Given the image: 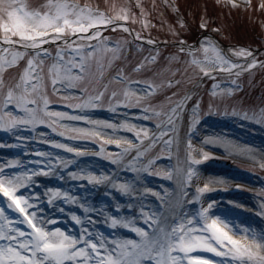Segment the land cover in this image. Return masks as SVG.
<instances>
[{"label":"snow or ice","instance_id":"1","mask_svg":"<svg viewBox=\"0 0 264 264\" xmlns=\"http://www.w3.org/2000/svg\"><path fill=\"white\" fill-rule=\"evenodd\" d=\"M216 4L230 11H239L242 7L245 11L248 8L255 11L252 0H243V4L239 0H216ZM135 6L140 9L136 15L133 14L134 6L130 3L111 4V11H108L99 6L81 5L75 0H46L39 8H32L26 0H0V130L16 135L21 129L35 131L38 124H48L53 131H59L60 127H63L64 131L60 134L69 135V125L61 124L62 118L90 120L87 114L57 111L49 107L52 101L44 92L43 81L45 66L51 61L52 91L57 95L67 93L64 98L70 102V107L81 110L95 109L103 107L108 101L109 107L115 111L116 107L122 104L144 105L141 115L156 118L155 130L128 123L94 122L117 130L121 127H131L139 142L124 141L122 152L119 155L110 154L109 158L113 163L123 164L139 173L147 171L143 161L150 147L163 143L165 148L170 149L176 146L178 141L183 143L182 128L187 120H191L190 127L193 130L200 121V103L194 101L190 117L188 101L193 100L192 91L178 100L174 99L177 93L173 92L167 97V106L153 105L149 103V98L163 85L147 80L133 81L123 71L118 72L106 84L97 83L98 76L93 71V64L98 50H110L115 55L124 45H150L155 54H149L144 58V62L138 63L133 69L136 72L147 70L148 62L155 65L163 58L157 51L162 43L168 47H177L179 54L195 53L201 49L205 53L210 50L215 53L211 58L206 55L204 61L193 57V77L215 78L219 71H225L238 78L240 74L254 70L257 66L264 67V60L257 58L260 49L241 47L236 42L222 46L221 37L230 41H235V37L226 22L219 16L213 18L207 3L202 6L203 14L196 20L194 27L181 16V5L168 0L167 7H171L180 17L181 28L195 30L197 33L194 37L183 38L182 34L177 32L176 40L171 43L161 42L150 34L145 35L143 29L150 30L153 27L149 19L151 12L145 7L143 0H136ZM215 7L216 5H212L213 9ZM259 8L264 13V0H260ZM193 16L195 18V12ZM133 21L140 23L141 31H135L131 27ZM214 23L217 26L213 28ZM108 29L129 33L133 40L113 42L111 37L104 35ZM190 39L193 41L191 44ZM69 55L71 59L68 58ZM234 57L240 58V61L237 62ZM177 58L175 55L171 57L173 60ZM13 66H22L23 70L9 82L5 72ZM113 80L119 84H114ZM200 82L197 80L194 88L198 87ZM66 83L69 84L71 92L69 88L64 87ZM166 83L168 87H178L182 79L173 77ZM124 84L127 85V90L120 87ZM232 84L230 92L239 89L238 79L233 80ZM217 87V84L213 85L214 89ZM10 105L20 111L13 112L9 108ZM261 119L264 120V110L261 111ZM71 131L82 136L104 139L95 129L72 128ZM42 138L56 148L66 149L77 156L84 154L80 147H73L50 137ZM23 139L27 141L32 137L29 135ZM106 143L120 145L122 139H108ZM187 146L192 149L191 140H188ZM101 148L103 149V145ZM133 149L135 155H131ZM38 155L40 159L33 161L31 166L19 158L0 159V264H264V231L242 225L243 234L237 238L240 229L213 214L215 202H207L205 206L203 194L210 190L209 185L204 184L203 187H197L195 192L190 191L197 176L196 166L200 163L194 156L186 157L191 163L186 165L185 180L179 193L183 202L177 201L181 210L177 218L171 219V223H168L169 218L158 207L153 209L150 204L144 202L148 199V193L155 192V195L161 198V203L166 205L168 201L165 195L152 188H146L144 193L137 194L139 216L105 213L107 205H101L98 209L93 204L84 202L80 204L84 208L83 216L75 212L70 213L71 220L79 226L78 229L71 230L67 225L63 228L57 226V222L63 217L59 213L53 215L46 207L43 196L47 195V203L53 207L57 206L60 196H63L64 203H77V197L72 195L70 190L52 188L42 193L37 187L41 175H58L61 180L65 179L59 171L58 163H63L65 168L68 165L55 153L40 152ZM207 158L208 154L205 153L204 159ZM69 175L74 178L78 175L84 178L86 175L93 185L112 184L116 187L118 184L129 195L135 194L136 182H121L115 171L111 175H97L81 169ZM80 199L86 201V198ZM115 207L118 212L124 211L125 208L134 210L136 203L130 202L124 206L116 201ZM186 207L192 210L186 212ZM65 211L63 207L59 209L61 213ZM89 212L98 215L90 216ZM261 215H264V211ZM101 216L104 219L101 220ZM140 220L143 225L138 222ZM97 224L107 225L110 231L101 230ZM122 227L132 229L139 234L140 239L121 236L119 232ZM197 249L226 259L218 262L206 255H194Z\"/></svg>","mask_w":264,"mask_h":264},{"label":"rangeland","instance_id":"2","mask_svg":"<svg viewBox=\"0 0 264 264\" xmlns=\"http://www.w3.org/2000/svg\"><path fill=\"white\" fill-rule=\"evenodd\" d=\"M82 3L92 4L111 11L110 5L114 3L132 4L133 14H139L140 9L136 5V0H77ZM32 8H39L45 4L46 0H26ZM174 3L181 5V16L188 21L195 22L200 15L203 14V5H209L211 15L219 16L222 21L226 22L231 29L235 41L227 40L221 37V41L226 45H231L233 42L243 46H251L254 43L253 36L250 35L249 26L257 24L259 33L263 35L262 44H264V13L259 8L260 0H252L255 11L248 8L247 11L242 7L239 11L222 8L216 4V0H173ZM243 4V0H239ZM98 3V4H97ZM145 7L151 12L149 17L153 27L149 30L144 28L145 35L150 34L152 38L176 40L175 33L179 32L183 38H186L189 30L181 28L180 17L174 18L175 11L171 7H167L168 0H143ZM156 7H153V5ZM212 5H216L215 9ZM199 6V7H198ZM195 12V18L193 13ZM176 14V13H175ZM235 19L233 20V15ZM260 14V15H259ZM143 19V17H141ZM189 21V22H190ZM214 23L212 27H216ZM131 27L135 31H141L139 22H131ZM247 27H249L247 29ZM255 27L254 25L252 28ZM211 30V29H210ZM246 32V35L244 32ZM106 37H111L112 41L127 40L131 42L133 38L129 33L121 30L108 29L105 31ZM162 55V59L153 65L151 62L147 64V70L136 72L133 69L138 63L144 62V58L149 54H155L152 47L148 45L141 47L140 43H131L130 45L122 46L120 52L115 55L110 50L100 52L98 50L93 71L97 74L101 72L108 73V78L97 83H107L118 73L125 72L127 76L133 80H147L150 83L163 85L152 97L149 98V103L153 105L164 104L167 106V97L173 92L177 93L174 99H180L189 91L194 92L193 100L188 101V116H191V107L194 101H199V117L200 121L196 128L191 129V120L188 119L182 128L183 143L177 142L176 146L168 149L163 143H158L150 147L146 154V159L143 161L144 168L147 171L139 173L125 167V165H117L109 158V155H119L123 147L124 141L133 140L138 143L136 134L131 130V127H121L118 130L112 129L104 124H96L95 121H109L115 124L138 125L140 127L151 128L155 130L157 120L155 117L147 118L146 115H141L144 111V105H119L113 111L109 107V102L106 101L103 107L95 109H76L70 107V102L64 98L67 93L57 95L52 91V73L51 61L45 66L44 92L50 98L52 103L49 107L57 111H67L74 114H87L90 120H72L70 118H62L61 124L69 125V135H61L64 131L60 127L59 131H53L48 124H38L35 131L29 129H21L16 135L11 132L0 130V159L19 158L29 166L32 162L40 159L38 153L52 152L67 163V168L63 163H58L59 171L63 173L65 179L61 180L58 175L44 176L41 175L37 187L42 193H46V189L60 188L62 190H70L72 195L77 197V203H64L63 196L57 199V206L53 207L47 203L48 197L43 196L45 205L51 210L53 215L59 213L63 219L57 222V226L76 230L79 228L75 221L71 220L70 213L75 212L78 215H84V208L81 203L87 202L93 204L96 208L101 205H107L104 209L105 213L112 212L121 216H139V201L137 194L144 193L146 188H152L155 191L162 192L165 195L168 203L162 204L161 198L155 195V192L148 193V199L144 201L150 204L153 209L157 207L168 217V223H171L172 218H177L180 212L179 200L182 203V198L177 196V192L183 187L185 180V168L191 160H186V157L194 156L200 163L196 166L197 176L190 191L195 192L197 187H203L204 184L209 185V191L203 194L205 206L207 202L214 201L216 214L229 222L233 223L238 229L237 238L242 234L241 226H247L257 231H264V120L261 119V111L264 110V67L257 66L254 70L246 71L237 78L235 75H229L225 71H219L212 77H193L191 72V63L193 57L198 61H204V57H214L215 53L211 50L205 53L202 49L195 53L187 52L178 53V48L157 49ZM129 54V55H127ZM178 58L173 60L172 56ZM10 58V57H9ZM71 59V55L68 57ZM238 58V57H237ZM257 58L264 60V52L257 54ZM234 60H236L234 58ZM237 62L240 61L236 60ZM26 63V62H22ZM199 68V65H197ZM101 68V69H100ZM23 67L13 66L6 69L5 75L9 82L17 76L18 72H22ZM179 70V71H178ZM186 73V74H185ZM114 74V76H113ZM112 77V78H111ZM175 77L182 79V83L178 87H168L167 80ZM191 78V80L189 79ZM240 85L235 92L229 90L233 88L232 81L237 80ZM200 80L198 87L194 88V84ZM114 84H119L114 81ZM217 84V88L213 85ZM95 86V85H94ZM69 88V84L64 85ZM127 90V85H120ZM135 91V89H132ZM71 92V88H69ZM108 100H111L110 94ZM43 107V105H41ZM9 108L13 112H19L14 105ZM159 111V109H157ZM255 115V118H253ZM72 128H88L99 131L104 139L100 137L82 136L72 132ZM191 133V134H190ZM31 136V140H25L23 137ZM42 137H50L61 143H68L73 147H80L84 150V154L77 156L75 153L68 152L66 149L56 148L53 145L46 143ZM108 139H122V144H108ZM188 140L192 141V149L188 148ZM103 145V149L101 148ZM104 154H101V153ZM208 154V158L204 159V154ZM131 155H135L133 149ZM55 159V157H53ZM149 162L151 167H149ZM81 169L93 172L97 175L106 173L111 175L114 171L118 175L121 182H136L135 194L129 195L123 191L119 185L113 187L112 184L93 185L88 181L86 175L81 178L72 177L71 172H79ZM203 175H208V181H205ZM220 178L223 180H218ZM211 181V182H210ZM218 182H221L218 185ZM115 183V181H114ZM215 183V184H212ZM212 184V185H211ZM111 193V195H109ZM86 198L81 200L80 198ZM239 198L241 201L240 209L234 206L233 198ZM116 201L121 205L126 206L130 202H135V209H127L119 211L116 209ZM63 207L66 211L61 213L59 209ZM199 204L197 203V208ZM190 207H186L184 211H191ZM214 208L212 209V212ZM171 213H173L171 216ZM90 216H97L98 213L89 212ZM242 215V216H241ZM171 216V217H170ZM100 219H104L103 216ZM71 221V223H70ZM143 225V221H138ZM179 223V219H177ZM97 227L104 231H110L107 225L97 224ZM119 234L131 239H140L139 234L132 229L121 228ZM206 255L214 258L216 261H222L226 258L216 256L214 253L206 252L202 249H197L193 253Z\"/></svg>","mask_w":264,"mask_h":264},{"label":"bare ground","instance_id":"3","mask_svg":"<svg viewBox=\"0 0 264 264\" xmlns=\"http://www.w3.org/2000/svg\"><path fill=\"white\" fill-rule=\"evenodd\" d=\"M203 178H204L205 181H208L207 178H210V177H208V175H203ZM217 179H218V180H223V178H222V179L217 178ZM212 184H215V183H212ZM212 184H211V185H212ZM220 184H221V182H218V185H220ZM177 196H179V190H178V192H177ZM233 201H234L233 203H234V206L236 207V209H237V208L240 209V205H239V204H240L239 202L241 201L240 197H239V198H237V197H236V198H233ZM215 207H216V205H215ZM215 207H214L213 214L216 215V216H218V215L216 214L217 209H215ZM216 208H217V207H216ZM172 214H173V213H171V216H173ZM171 216H170V217H171ZM241 216H242V215H241ZM217 261H218V260H217Z\"/></svg>","mask_w":264,"mask_h":264}]
</instances>
